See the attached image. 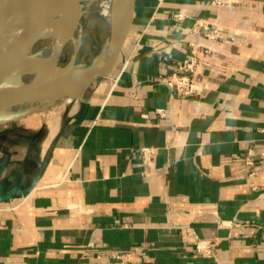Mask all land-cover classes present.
I'll use <instances>...</instances> for the list:
<instances>
[{
  "label": "crops",
  "instance_id": "obj_1",
  "mask_svg": "<svg viewBox=\"0 0 264 264\" xmlns=\"http://www.w3.org/2000/svg\"><path fill=\"white\" fill-rule=\"evenodd\" d=\"M191 55L198 98L162 81ZM143 147L155 149L149 165ZM249 150L264 162V0H135L107 77L0 125L4 193L35 183L0 203V264H118L121 253L140 264H264V168L248 178ZM194 237L215 241V257L196 255Z\"/></svg>",
  "mask_w": 264,
  "mask_h": 264
},
{
  "label": "water",
  "instance_id": "obj_2",
  "mask_svg": "<svg viewBox=\"0 0 264 264\" xmlns=\"http://www.w3.org/2000/svg\"><path fill=\"white\" fill-rule=\"evenodd\" d=\"M134 3L135 0H121L119 7L121 37L119 40L111 39L112 56L108 60L101 62L100 54L96 61L85 69L76 72L69 71L65 74L57 73L58 75L51 76L26 88L21 87L18 72L0 79V125L22 119L36 110L51 105L53 102L44 107H33L18 113H8L9 110L21 106L27 101L48 97L50 93L54 92V88L58 90L71 86L81 87V98L89 84L107 77L117 61L132 26ZM58 11L60 12V20L64 18L67 20L73 12L71 21L74 27L81 15L85 13L84 6L77 3V0H0V67L9 64L21 54L29 52L43 35H52L57 24L54 15ZM62 50L61 46L59 52ZM58 59L56 56L52 62L53 69L61 71L55 68ZM9 164L10 159L8 157H0V203L9 202L13 197L27 196L35 187L34 182L25 187L16 184L4 193L3 185L6 177L3 176V169ZM2 191L4 194L1 193Z\"/></svg>",
  "mask_w": 264,
  "mask_h": 264
},
{
  "label": "bare ground",
  "instance_id": "obj_3",
  "mask_svg": "<svg viewBox=\"0 0 264 264\" xmlns=\"http://www.w3.org/2000/svg\"><path fill=\"white\" fill-rule=\"evenodd\" d=\"M84 6L85 12L91 15H97L100 18L101 25L107 33V40L101 52V62L106 61L112 56V40H119L121 37L122 27L120 24V3L121 0H77ZM57 22L52 35H43L33 45L31 50L20 57L13 59L9 64L0 67V79L8 77L10 74L18 72L20 85L22 88L35 85L36 83L47 79L51 76L65 74L70 71L69 68L56 71L53 69L52 62L59 58L61 52L59 48L72 41L74 24L71 21L73 12L67 20H60V12L54 15ZM50 93L44 99L31 100L16 106L13 109H28L33 107H44L55 100L65 99L68 102L80 98L81 87L61 88ZM62 96V97H61ZM6 113V111H4ZM59 124V123H58ZM53 128V126H52Z\"/></svg>",
  "mask_w": 264,
  "mask_h": 264
},
{
  "label": "built area",
  "instance_id": "obj_4",
  "mask_svg": "<svg viewBox=\"0 0 264 264\" xmlns=\"http://www.w3.org/2000/svg\"><path fill=\"white\" fill-rule=\"evenodd\" d=\"M250 0H209V3L218 8L230 7L233 4L241 3ZM174 18L178 21H185L186 15L182 12H178ZM195 25L201 27L206 31L207 36L210 39L221 38V35L217 29L210 30L207 25L202 21H196ZM202 65L200 60L191 55L189 58L182 61L179 66V73L171 77H165L162 79L169 87L174 91L186 98H198L201 95L200 87L194 80V77L199 73ZM157 114L163 117V111L158 110ZM141 159L144 163L149 165L152 163L155 155V149L151 147H143L140 149ZM261 156H257L251 150H249L245 156L242 158V162L245 165L248 178H254L258 175L260 168H264V162L260 160ZM255 192L258 190L256 186L252 188ZM260 195H263L261 192ZM258 243L264 246V224L258 227ZM194 253L202 257L213 258L215 257L217 243L215 241H210L206 239H201L199 237H194ZM113 256L118 260V264H140L138 257L134 256L132 253H121L113 254Z\"/></svg>",
  "mask_w": 264,
  "mask_h": 264
},
{
  "label": "rangeland",
  "instance_id": "obj_5",
  "mask_svg": "<svg viewBox=\"0 0 264 264\" xmlns=\"http://www.w3.org/2000/svg\"><path fill=\"white\" fill-rule=\"evenodd\" d=\"M72 36V41L65 45L57 60L55 65L57 70H62L69 66L70 72H76L89 67L101 54L107 39V33L100 23V18L88 12L81 15L74 27ZM24 110L11 109L8 113H18ZM44 115L45 113L41 111V113H37L35 118H42Z\"/></svg>",
  "mask_w": 264,
  "mask_h": 264
}]
</instances>
